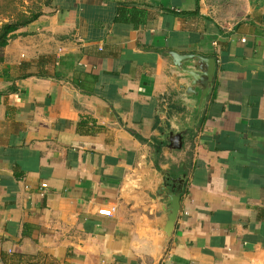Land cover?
Wrapping results in <instances>:
<instances>
[{
    "label": "crops",
    "instance_id": "1",
    "mask_svg": "<svg viewBox=\"0 0 264 264\" xmlns=\"http://www.w3.org/2000/svg\"><path fill=\"white\" fill-rule=\"evenodd\" d=\"M3 57L0 264H264V0H49Z\"/></svg>",
    "mask_w": 264,
    "mask_h": 264
},
{
    "label": "water",
    "instance_id": "2",
    "mask_svg": "<svg viewBox=\"0 0 264 264\" xmlns=\"http://www.w3.org/2000/svg\"><path fill=\"white\" fill-rule=\"evenodd\" d=\"M174 61L179 69L191 80V86H202V96L205 94L207 90V86L209 82L213 79L214 68H215V59H203L199 57L190 56L188 58L179 57L176 54H173ZM180 59L190 60L193 61L192 64L188 66V68L183 69L181 64L178 62ZM205 63L207 68L205 71H202L201 63ZM171 209H170V216L169 222L166 226V232L170 233L174 222L176 220L178 208H179V197L178 195L171 197Z\"/></svg>",
    "mask_w": 264,
    "mask_h": 264
},
{
    "label": "trees",
    "instance_id": "3",
    "mask_svg": "<svg viewBox=\"0 0 264 264\" xmlns=\"http://www.w3.org/2000/svg\"><path fill=\"white\" fill-rule=\"evenodd\" d=\"M49 0H44L40 5H36L29 9V12L16 11L12 9V14L15 15L14 19L3 22L0 25V63L4 61L3 50L8 45L9 40L14 36L15 32L21 28L25 27L33 21L37 20L42 12L43 7L48 5ZM33 61H23L19 64L18 71L21 76H26L31 72H25L27 69H31L33 66Z\"/></svg>",
    "mask_w": 264,
    "mask_h": 264
},
{
    "label": "rangeland",
    "instance_id": "4",
    "mask_svg": "<svg viewBox=\"0 0 264 264\" xmlns=\"http://www.w3.org/2000/svg\"><path fill=\"white\" fill-rule=\"evenodd\" d=\"M44 0H0V25L3 22L14 19L12 9L21 12H29L30 8L40 5ZM45 6L43 7V10Z\"/></svg>",
    "mask_w": 264,
    "mask_h": 264
},
{
    "label": "built area",
    "instance_id": "5",
    "mask_svg": "<svg viewBox=\"0 0 264 264\" xmlns=\"http://www.w3.org/2000/svg\"><path fill=\"white\" fill-rule=\"evenodd\" d=\"M46 185H47L46 183H43V184H42L43 187L46 186Z\"/></svg>",
    "mask_w": 264,
    "mask_h": 264
}]
</instances>
